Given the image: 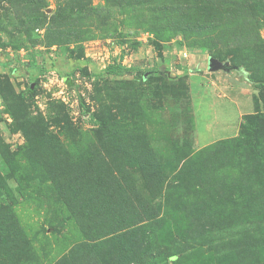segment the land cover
<instances>
[{
  "label": "rangeland",
  "instance_id": "374dc122",
  "mask_svg": "<svg viewBox=\"0 0 264 264\" xmlns=\"http://www.w3.org/2000/svg\"><path fill=\"white\" fill-rule=\"evenodd\" d=\"M148 1L0 0V206L18 223L0 226V243L7 237L15 251L21 232L30 250L23 264L105 263L86 249L92 242L85 231L111 223L96 219L97 204L89 212H73L82 200L66 202L71 191L61 192L51 181L49 171L56 163L51 143L27 142L18 129L22 120L13 115L25 112L31 122L40 121L75 167H81L83 153L98 147L89 115L107 121L119 134L121 151L108 161L120 167L124 179L115 166L113 173L124 186L131 180L134 184L126 188L132 210L128 220L116 223L121 229L130 217L150 209L146 201L159 200L153 197L159 185L162 194L174 185L173 175L186 153L243 138L242 125L254 114L255 103L264 111V91L259 94L247 79V71L264 77L261 16L255 18L263 45L260 66L227 70L228 57L212 58L183 34V14L173 12L176 0ZM249 4L244 9L256 14ZM209 59L222 68L209 70ZM109 64L127 69L121 76L106 75ZM149 152L153 170L145 174L142 165ZM219 171L226 178L235 175L229 168ZM168 202L158 214L162 222H142L149 235L147 253L135 264H237L235 255L218 251L219 244L234 246L239 233L252 235L261 226L255 221L228 229L216 223L205 238L192 237L193 224L179 210L182 205L175 197ZM97 237L107 238L102 232ZM5 255L0 250V261Z\"/></svg>",
  "mask_w": 264,
  "mask_h": 264
},
{
  "label": "trees",
  "instance_id": "16d2710c",
  "mask_svg": "<svg viewBox=\"0 0 264 264\" xmlns=\"http://www.w3.org/2000/svg\"><path fill=\"white\" fill-rule=\"evenodd\" d=\"M151 1V0H149ZM148 1V2H149ZM160 1V0H157ZM179 6L173 9L175 13H182V22L185 24L184 35L192 37L197 47L206 48L211 57L228 62L225 68L228 70L240 67L250 68L260 66L263 48L260 37L257 34L258 27L255 18L258 14L264 27V0H176ZM252 3L257 13L246 11L244 8L251 7ZM188 28V29H186ZM200 39V40H199ZM233 47V51H223ZM127 67L123 65L109 64L104 73L106 75L121 76ZM248 81L258 90L259 94L264 91V77L257 71H247ZM261 74V75H260ZM255 112L248 117L242 125V136L238 140L229 139L217 141L198 152L186 153L180 161V167L173 175L174 185H167L162 194V187L158 186V192L145 203L150 209L144 214L136 213L129 219V223L121 227L116 225L119 220H128L125 216L132 210V197L127 189L134 186L132 180L122 183L123 171L117 165H112L108 157L114 153H121L116 146L117 134L107 124L94 114L89 115L90 122L96 126L98 147L90 154L83 153L81 167L71 165L69 159L60 153L59 144L51 139L47 130L40 121L31 122L26 118L25 112L21 117L13 115L16 120H22L19 131L29 143L50 144L56 153V163L52 164L50 174L55 187L61 192L62 188L69 189L70 195L65 201L73 203L74 200L82 203L73 209L80 213L81 210L89 212V208L99 206L97 220L110 222L111 225L99 229V227L86 229L88 240L87 246L90 255L95 253L100 259L105 260L102 264H135L136 260L147 253L149 235L145 232L146 224L156 225L162 222L158 214L162 207H166L175 197L180 211L192 222L190 229L192 237L200 238L207 236L214 230V225L224 223L225 227L232 229L234 226L245 228L255 221L261 224L257 231L249 235L247 232L239 233L237 244L225 248L222 243L218 251L225 255H235L237 264H264V111L258 109L255 103ZM83 114L90 111L80 103ZM131 108V107H130ZM66 129L70 130V123H66ZM36 138V139H34ZM263 139V140H262ZM142 165L145 174L152 173L154 154L149 152ZM96 159L94 166L92 159ZM12 159L7 156V161ZM182 163V164H181ZM117 168L120 178L113 173L112 167ZM229 168L235 175L226 178L219 170ZM50 179V178H49ZM159 184V181H158ZM161 184V183H160ZM172 189V190H170ZM171 192H170V191ZM101 195V199H98ZM112 195V198H110ZM83 204V205H82ZM146 208V207H145ZM106 211H109L107 214ZM126 211L125 215L124 212ZM153 215H149L151 213ZM12 212L7 211L5 206H0V226L6 224H18ZM111 216V217H109ZM102 232L107 238L100 239L98 233ZM20 241L15 251L9 248L7 237L0 243V250H4L5 258L0 264H23L30 258L28 241L21 232ZM30 248V247H29ZM231 249V250H230ZM210 251V250H209ZM259 255L262 257L259 258ZM174 259L175 255H169ZM253 258L251 262H248ZM25 264V263H24Z\"/></svg>",
  "mask_w": 264,
  "mask_h": 264
},
{
  "label": "water",
  "instance_id": "95a60500",
  "mask_svg": "<svg viewBox=\"0 0 264 264\" xmlns=\"http://www.w3.org/2000/svg\"><path fill=\"white\" fill-rule=\"evenodd\" d=\"M222 68V65L219 64L214 59H209V70L215 71L216 69Z\"/></svg>",
  "mask_w": 264,
  "mask_h": 264
}]
</instances>
